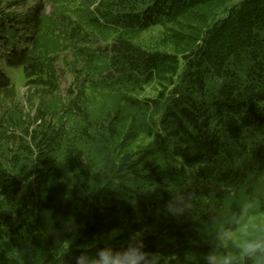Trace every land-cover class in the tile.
Returning <instances> with one entry per match:
<instances>
[{"label":"trees","instance_id":"16d2710c","mask_svg":"<svg viewBox=\"0 0 264 264\" xmlns=\"http://www.w3.org/2000/svg\"><path fill=\"white\" fill-rule=\"evenodd\" d=\"M79 1L82 25L113 33L115 42L108 57L87 47L75 53L93 70L119 69L120 98L135 113L129 125L118 115L109 120L110 107L92 119L74 99L59 128L46 113L36 125L1 115L0 264H68L63 241H72L76 255L84 245L122 246L135 234L158 264H201L207 241L191 219L218 215L220 188L244 189L264 213V0ZM25 22L49 36L56 21ZM154 26L170 34L168 51L131 43ZM0 33L9 31L0 24ZM19 53L29 85L53 84V73L25 67L26 52ZM156 79L170 89L152 100L129 96ZM7 90L14 86L0 72V94ZM91 123L98 128L90 139ZM135 126L148 142L128 150L121 136ZM73 150L87 153L83 167ZM181 192L195 194L193 209L174 218L164 204Z\"/></svg>","mask_w":264,"mask_h":264},{"label":"rangeland","instance_id":"374dc122","mask_svg":"<svg viewBox=\"0 0 264 264\" xmlns=\"http://www.w3.org/2000/svg\"><path fill=\"white\" fill-rule=\"evenodd\" d=\"M79 5V0H5L0 6V24L9 31L8 34L0 33V72H4L5 77L14 86V90H7L0 94V117L7 114L21 121L30 120V123L36 125L40 122L39 116L46 113L48 119L54 120L53 124L59 128L61 124L59 120L67 118L63 116V112L67 109L68 102L79 99L78 103L85 102L91 110L92 119L96 118L102 107H110L109 120H112L114 115H118L120 122L125 120L123 123L129 125V117L135 113V110L132 107H125L124 99L120 98L122 87L115 84L119 69L115 70L112 66H103L96 62V65L103 67L93 70V65L87 61L86 57L75 53L74 48L87 47L93 51L99 50L101 56L108 57L115 42L113 33L107 31L99 33L82 25L77 13ZM95 8L96 6L93 5L91 9L94 11ZM41 16L42 18L47 16L56 21L51 28L53 35L47 36L43 32H33L26 28L28 26L26 19H39ZM30 41H34L36 51L29 44ZM172 42L165 28L154 26L139 32L131 43L142 50L168 51L170 48L168 44ZM74 44L77 46H73ZM15 51L26 52L25 67L30 66L36 71L45 69L47 72L45 76L53 73L55 76L52 79L53 84L49 87L29 85L24 66L18 65L20 53L15 57ZM169 89L170 86L167 83H159V79H156L141 86V89L135 94L130 93L129 96L138 101L152 100L161 91ZM75 124L79 126L80 123ZM75 124L71 121L67 123L68 127ZM97 124L91 123V128L85 137L90 139L93 137L92 130L98 128ZM138 127H134V130L137 128L136 133L130 132L128 136H121V141L126 143L128 150H136L137 147L146 146L148 142L142 128ZM71 158L83 167L87 153L73 150ZM219 192L225 195L224 205H214V209L223 216H227L241 199L249 196L244 189L234 193L235 191L230 187L220 188ZM261 210L258 203L253 222L264 219V213H261Z\"/></svg>","mask_w":264,"mask_h":264},{"label":"clouds","instance_id":"9594fccd","mask_svg":"<svg viewBox=\"0 0 264 264\" xmlns=\"http://www.w3.org/2000/svg\"><path fill=\"white\" fill-rule=\"evenodd\" d=\"M194 199L191 192L170 194L164 211L174 218L189 217ZM257 206L258 199L248 196L227 216L191 219L199 224L207 241L208 251L202 255L201 264H264V219L253 222ZM60 247L70 256L68 264H158L157 254L146 252L141 236L136 234L119 247L109 242L103 247L81 246L76 255L72 254V241H63Z\"/></svg>","mask_w":264,"mask_h":264}]
</instances>
